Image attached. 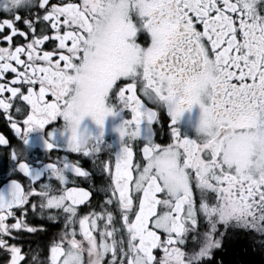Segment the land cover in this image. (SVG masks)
Returning a JSON list of instances; mask_svg holds the SVG:
<instances>
[{
	"label": "snow or ice",
	"instance_id": "6c2138e0",
	"mask_svg": "<svg viewBox=\"0 0 264 264\" xmlns=\"http://www.w3.org/2000/svg\"><path fill=\"white\" fill-rule=\"evenodd\" d=\"M256 255L264 0H0V264Z\"/></svg>",
	"mask_w": 264,
	"mask_h": 264
},
{
	"label": "trees",
	"instance_id": "16d2710c",
	"mask_svg": "<svg viewBox=\"0 0 264 264\" xmlns=\"http://www.w3.org/2000/svg\"><path fill=\"white\" fill-rule=\"evenodd\" d=\"M253 264H262V258L259 255L254 256Z\"/></svg>",
	"mask_w": 264,
	"mask_h": 264
},
{
	"label": "flooded vegetation",
	"instance_id": "af4514ba",
	"mask_svg": "<svg viewBox=\"0 0 264 264\" xmlns=\"http://www.w3.org/2000/svg\"><path fill=\"white\" fill-rule=\"evenodd\" d=\"M198 112H199V110L198 109H194V111H193V118H195V116L198 114ZM186 119H187V116H186ZM189 134H194L193 132H192V130H189ZM53 231H55V229H53Z\"/></svg>",
	"mask_w": 264,
	"mask_h": 264
}]
</instances>
